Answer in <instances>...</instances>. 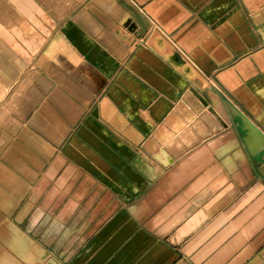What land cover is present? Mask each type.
I'll return each instance as SVG.
<instances>
[{
    "label": "crops",
    "instance_id": "1",
    "mask_svg": "<svg viewBox=\"0 0 264 264\" xmlns=\"http://www.w3.org/2000/svg\"><path fill=\"white\" fill-rule=\"evenodd\" d=\"M47 15L0 0V264H264V0Z\"/></svg>",
    "mask_w": 264,
    "mask_h": 264
},
{
    "label": "rangeland",
    "instance_id": "2",
    "mask_svg": "<svg viewBox=\"0 0 264 264\" xmlns=\"http://www.w3.org/2000/svg\"><path fill=\"white\" fill-rule=\"evenodd\" d=\"M42 3L43 9L47 14L53 18L62 19L68 12H71L75 7H78L84 0H39ZM47 15V16H48ZM44 264H50L45 262Z\"/></svg>",
    "mask_w": 264,
    "mask_h": 264
},
{
    "label": "water",
    "instance_id": "3",
    "mask_svg": "<svg viewBox=\"0 0 264 264\" xmlns=\"http://www.w3.org/2000/svg\"><path fill=\"white\" fill-rule=\"evenodd\" d=\"M235 120L237 122L238 128L240 130V132L242 133V135L244 136V138L247 141L251 142V149L253 152H256V150L258 149V146H254V143H252V138L256 136V134L258 135V141H261L262 143V132H260L243 114L241 113H237L235 115ZM256 138V137H255ZM256 160H263L264 159V150H262V152H256Z\"/></svg>",
    "mask_w": 264,
    "mask_h": 264
},
{
    "label": "bare ground",
    "instance_id": "4",
    "mask_svg": "<svg viewBox=\"0 0 264 264\" xmlns=\"http://www.w3.org/2000/svg\"><path fill=\"white\" fill-rule=\"evenodd\" d=\"M257 135V134H256ZM258 136V135H257ZM264 136V135H263ZM252 140H253V138H252Z\"/></svg>",
    "mask_w": 264,
    "mask_h": 264
}]
</instances>
